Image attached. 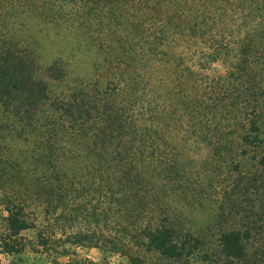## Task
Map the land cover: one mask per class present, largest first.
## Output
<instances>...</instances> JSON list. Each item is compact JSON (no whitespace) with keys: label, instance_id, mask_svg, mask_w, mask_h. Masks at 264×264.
Wrapping results in <instances>:
<instances>
[{"label":"rangeland","instance_id":"374dc122","mask_svg":"<svg viewBox=\"0 0 264 264\" xmlns=\"http://www.w3.org/2000/svg\"><path fill=\"white\" fill-rule=\"evenodd\" d=\"M216 8L212 35L190 41L148 16L136 28L113 22L110 30L103 22L23 18L16 37L25 51L14 53L49 89L45 98L0 105V235L10 202L24 204L33 224L14 238L19 252H1L0 241V264H221V232L257 220L249 244L251 255H260L264 52H238L235 42L243 37L230 31L254 30L264 5L237 0ZM118 37L128 43L115 51L111 39ZM51 65L58 79H51ZM140 73L143 83L136 84ZM126 97L135 100L134 122L145 102L148 153L121 164L93 142L86 154L78 151L70 137L82 124L90 132L104 107L121 106ZM250 118L260 127L258 140ZM123 143L117 138L110 147ZM136 173L143 180L138 191L129 181ZM163 225L201 243L177 259L146 250L139 229Z\"/></svg>","mask_w":264,"mask_h":264},{"label":"trees","instance_id":"16d2710c","mask_svg":"<svg viewBox=\"0 0 264 264\" xmlns=\"http://www.w3.org/2000/svg\"><path fill=\"white\" fill-rule=\"evenodd\" d=\"M234 1L237 0H0V105L5 107L16 103L15 101H20L22 98L37 100L48 96L49 82L43 78L32 76L30 70L21 62L23 57L14 53L25 51L23 50L24 46L22 49L20 48L24 45V42L16 37L18 30L16 27L23 25V18H42L51 22L64 18L66 22L72 24L74 22H84L85 24L103 22L107 25V30H110L113 22H120L127 28H136L137 24L134 25V23L148 16L152 19L162 20L164 25L167 24L170 27L169 30L171 29L190 41L194 38L200 39V37H204L203 35H212L208 28L211 27L213 21V11L217 13L219 8L216 7L219 3ZM238 1H244L249 8L255 7L257 9V7L264 5V0ZM260 16L254 30L253 28L249 30L247 28L242 32L238 29V26L237 28L231 27L230 33L232 35L239 34L243 37L241 40L238 38L235 42V46H237L235 48L238 52H264V8ZM162 31L160 29L155 32L158 41ZM111 40L115 51L123 49L128 43V39L125 40V38L120 37ZM123 40L126 42L124 43ZM257 44H263V46L259 48ZM48 69L51 72V79L55 80V78L60 77L57 74L55 65L49 66ZM136 76L134 82L136 84L143 83L144 75L140 73ZM120 85L121 91H126L129 79L124 80L123 86L122 82L119 83V87ZM136 93L132 96L134 99ZM146 109L144 101L141 107L137 106V112L141 115L139 117L140 122H134L135 100L126 97L121 106L114 103L100 111L104 116L94 118L98 122V126L93 119L94 127H90L89 132L85 131V125L82 124V127L78 128L77 134L72 135L70 139H74L75 142L81 145L77 149L82 153L86 154L87 149H89L87 148L89 142H93V145H101L106 148V151L109 150L110 154L118 155V158L115 159L119 163L130 164L134 156H140L141 158L142 155L148 153L150 128H147V125L142 122L145 121L143 117L147 115ZM79 110L84 113L83 117L85 118L91 113L90 109L82 110L80 108ZM248 126L250 132L256 133L254 139L258 140L260 127L257 119L250 118ZM81 129H84V131L81 132ZM80 138L85 140L81 141ZM117 138L121 141L125 140V143L110 147L113 140ZM245 141L254 143L255 140L247 137ZM140 161L144 163L143 159ZM258 164L264 173V154L258 158ZM142 171L145 172V169ZM141 176L140 173H136L135 177L129 180L135 181V185L138 186L135 189L136 191L142 187L139 186L143 182ZM121 204L124 206L122 201ZM5 207L7 211L5 217L6 233L0 235L1 252H19L22 247L14 238L23 230L32 227L33 224L27 218L24 204L20 201L10 202ZM257 223L258 220L253 227L244 230L231 229L221 232L219 236L220 250L223 256L221 264H264V250L260 247L258 251L260 255L255 256L251 255L250 250L249 242L254 237L253 231L257 232L260 225ZM176 231L174 227L163 225L144 227L139 229L138 233L140 232L139 236L144 239L146 250H154L166 257L177 259L189 255L191 247L195 248L201 242L197 237L180 239ZM188 243H191L190 248L186 246ZM120 251L124 252L123 249ZM129 256L133 257L132 255Z\"/></svg>","mask_w":264,"mask_h":264}]
</instances>
